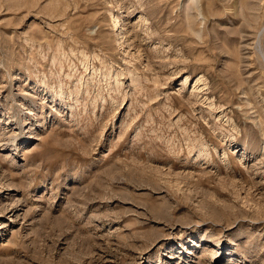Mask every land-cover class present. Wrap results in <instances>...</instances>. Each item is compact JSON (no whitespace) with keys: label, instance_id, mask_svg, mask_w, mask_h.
<instances>
[{"label":"rangeland","instance_id":"rangeland-1","mask_svg":"<svg viewBox=\"0 0 264 264\" xmlns=\"http://www.w3.org/2000/svg\"><path fill=\"white\" fill-rule=\"evenodd\" d=\"M0 264H264V0H0Z\"/></svg>","mask_w":264,"mask_h":264}]
</instances>
